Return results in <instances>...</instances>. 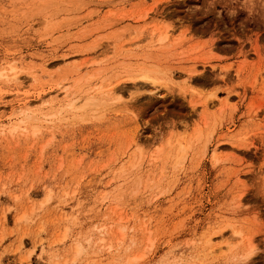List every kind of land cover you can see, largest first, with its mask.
I'll list each match as a JSON object with an SVG mask.
<instances>
[{
	"label": "rangeland",
	"instance_id": "1",
	"mask_svg": "<svg viewBox=\"0 0 264 264\" xmlns=\"http://www.w3.org/2000/svg\"><path fill=\"white\" fill-rule=\"evenodd\" d=\"M1 72L0 264H264V0H0Z\"/></svg>",
	"mask_w": 264,
	"mask_h": 264
},
{
	"label": "bare ground",
	"instance_id": "2",
	"mask_svg": "<svg viewBox=\"0 0 264 264\" xmlns=\"http://www.w3.org/2000/svg\"><path fill=\"white\" fill-rule=\"evenodd\" d=\"M168 33L166 32L165 34L161 35L160 37V41H167L168 40ZM156 69V68H155ZM158 71H160V69H156ZM153 69H145V68H142L139 70V76L143 79V80H146V81H150L152 83H160L161 80L159 77H157V75H155L153 73ZM0 75H4V76H8V75H5L3 72L0 73ZM15 76V75H14ZM109 91L111 92V95H119L118 93L116 94V90H114L113 88H110ZM116 98V97H115ZM117 99H121V97H118ZM115 99V100H117ZM98 101H95L93 98H87L86 99V102L78 107L76 105V100L73 101L72 103H69V106L72 108V109H78L80 110L81 109V114H83L84 112L88 113V112H92L94 110L99 112L102 110L101 108L104 107V106H101L99 103H97ZM112 105V104H111ZM212 241V238H209L207 242H211ZM251 253H249L248 255H250ZM248 258V257H247ZM249 261H245L244 263L242 264H248Z\"/></svg>",
	"mask_w": 264,
	"mask_h": 264
}]
</instances>
